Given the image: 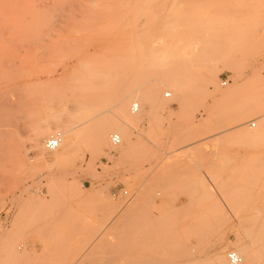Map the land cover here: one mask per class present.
I'll use <instances>...</instances> for the list:
<instances>
[{"label": "rangeland", "instance_id": "374dc122", "mask_svg": "<svg viewBox=\"0 0 264 264\" xmlns=\"http://www.w3.org/2000/svg\"><path fill=\"white\" fill-rule=\"evenodd\" d=\"M187 1L0 0V264H220L249 245L248 226L264 241V140L243 135L264 91V0ZM240 20L206 54L215 77L197 68L177 97L174 46ZM239 84L249 94L231 108L225 90ZM134 96L141 119L124 121L116 105ZM111 125L121 146L113 130L96 150L94 128ZM57 126L72 142L35 148Z\"/></svg>", "mask_w": 264, "mask_h": 264}, {"label": "bare ground", "instance_id": "6f19581e", "mask_svg": "<svg viewBox=\"0 0 264 264\" xmlns=\"http://www.w3.org/2000/svg\"><path fill=\"white\" fill-rule=\"evenodd\" d=\"M193 2H195V0H192V3ZM178 3L181 4V5H178V6H180V7L183 6V8L185 9L186 6L189 7V5H186V4L190 3V2L187 1L186 4L184 3L186 6H184V4H182L183 2L181 3L179 1ZM191 4H190V7H191ZM173 5L175 6L177 4L174 3ZM173 7H171V8H173ZM175 7H176V11L177 10H179V12L181 11V14L187 12V9H189V8H186L184 10L183 8H179L177 6H175ZM174 9L175 8H173V10ZM191 9H193V8H191ZM171 10L169 8V11H171ZM172 11H171V13H173ZM176 15H178V14H176ZM180 15H178V16H180ZM215 15H217V14H215ZM201 16L203 17V15H200V17ZM169 17H172V15L170 16V14H169ZM184 17L182 18V16H181L180 18L184 19ZM190 17H192V15H190ZM171 19H173V18H171ZM189 22H192V20H190ZM246 24H247V21H245V20H240V22L238 24H236L234 28L228 27V26H226V24H222L220 27H218L216 30L212 31L211 33L202 32L199 28H198L199 30H194L196 28L193 27L194 29L191 28L193 30V31L191 30L193 32L192 35H187L186 37H182L180 39L181 41H179L174 46L176 48V50H177V53H179V54L177 55L175 53L177 55L176 57H175V55H173L175 57V60H176V58H178L179 62H178V64H176L172 68V72H173L174 75H171L170 78H169L170 87L174 91V93H175V95L177 97L182 98V97L185 96L186 92L189 89L186 86L188 84L185 83L186 82L185 77L188 76V74L196 72L197 68L198 69L200 68L202 70V72H203V75L201 76L203 81L207 82L209 79L215 77L217 69H218L217 62L215 61V59H212L213 57H210L209 55H206V54L210 50H212L213 47L214 48L220 47V46L222 48L229 47V42H228L229 37L232 36L233 34H235L238 30L241 31L240 29H242ZM188 25L190 26V23L187 24L186 26H188ZM215 26H217V25H215ZM197 33H201V34L196 36ZM180 35H181V33H180ZM183 36H185V35H183ZM222 48H220V49H222ZM170 53H172V51ZM202 56H206L208 59L204 60ZM213 56H215V54H213ZM196 59L200 61L197 64L194 63V60H196ZM191 62H193V63H191ZM165 65H168V64H165ZM223 65L225 67L230 68L231 71L234 72V74L236 76L235 79H234L235 81L241 77V75L239 74L240 73L239 70L237 68H235V67H232V64H230L228 62H224ZM233 83H235V82H233ZM202 89H203L202 90L203 92H207L206 88H202ZM154 91H157V89H155ZM223 92H224V90H223ZM97 94L98 93L95 92L94 99L98 98ZM248 94H249V90H247V87L243 88V85H240V84L239 85H235V86L225 90V96L223 97V102H227L229 107L235 108L236 105L239 106V102L242 101L241 98L243 96L248 95ZM153 97H154L153 94H148L147 98L145 100L147 102H151L153 100ZM246 97H248V96H246ZM253 97H254V99L252 100L253 104H251V106L247 110L246 118L257 114L258 115V117H257L258 118V127L255 130H246V131H244V134H243L245 136V138L251 144H254V143H257V142H259L261 140H264V91L258 92ZM206 99L203 98L204 101ZM214 99L216 100L217 98H214ZM130 100L131 99H129V101H127L128 103H125V104H123V103L122 104L121 103L117 104L116 106H117L118 112H119V114L121 116H123L124 121L138 122L141 119V114H140V111H139V107L142 106L144 99L142 97H139V96H134L133 97L132 106H131V108L129 110L128 107H129V105L131 103ZM135 104L138 105V110L136 112H132L131 111L132 107ZM69 107H70L69 105L66 106L67 109ZM78 109L81 112H84L87 109V106L85 104H80ZM89 121L80 122V124H86ZM238 122H240L239 118L236 117V114H233L232 115V124L234 125L233 128L236 129L237 134H241V130L239 129L240 125L238 124ZM99 126L94 128V135H93V140H94V144H95V149L96 150H99V147L101 145H103L104 143H106V140H107V137H108L109 133H111L113 130H115V135L119 136L120 144L118 146H121L124 133L120 129V127H116L114 125L104 126V127H99ZM60 127L57 126L58 130H57L56 133L50 132V130H48V129L47 130H41V131H39L40 130L39 129L38 130V134H40V136L38 134L34 136V142L33 143H34L35 148L37 147V148L40 149L39 146L42 145L39 142L41 136L42 137H48V138L51 137V136H54V135L59 136L60 144H59L57 149L52 151L54 153V155L56 154L57 151L63 149V147L65 145H67V144L69 145V143L72 142L73 137H74V129H69L68 127L62 129ZM251 129H253V128H251ZM118 146H116V147H118ZM63 153H61V154H63ZM55 159H57V158H55ZM61 159H63V158L61 157ZM57 161H59V160H57ZM262 185L264 186V184H262ZM251 227L248 226L247 228H245V234L247 235L248 238H252L251 237L252 235L254 236L253 239H250L249 245H245V246L241 247V246H238V245L235 244L234 247L232 248L233 249L232 253H235L236 255L239 256V258H240V263L239 264H264V241L258 239L257 236L259 235V233L253 232V230H252L253 227L252 228ZM238 241H239V239H238ZM226 259H227V256H226ZM216 260H217L218 263L220 262V264H228V263H225V261L221 260V258H217ZM226 262H228V261H226Z\"/></svg>", "mask_w": 264, "mask_h": 264}, {"label": "built area", "instance_id": "2783aa9c", "mask_svg": "<svg viewBox=\"0 0 264 264\" xmlns=\"http://www.w3.org/2000/svg\"><path fill=\"white\" fill-rule=\"evenodd\" d=\"M223 85H225V82H223ZM165 97H169V95L165 94ZM137 110H138V105L135 104L132 107L131 111L136 112ZM255 126H256L255 121H251L248 123L249 128H255ZM109 141L112 147H116L120 144V138L118 135H115V134L110 136ZM59 144H60L59 136L54 135L44 141V148L47 152H52L58 148ZM227 261H228V264H239L240 258L235 253H229L227 255Z\"/></svg>", "mask_w": 264, "mask_h": 264}]
</instances>
